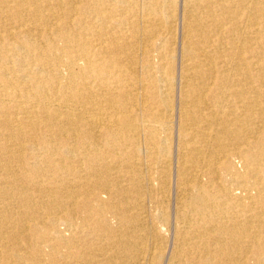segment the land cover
I'll list each match as a JSON object with an SVG mask.
<instances>
[{
  "label": "bare ground",
  "instance_id": "1",
  "mask_svg": "<svg viewBox=\"0 0 264 264\" xmlns=\"http://www.w3.org/2000/svg\"><path fill=\"white\" fill-rule=\"evenodd\" d=\"M181 1L0 0V264L159 258L178 38L166 264H264V0Z\"/></svg>",
  "mask_w": 264,
  "mask_h": 264
},
{
  "label": "rangeland",
  "instance_id": "2",
  "mask_svg": "<svg viewBox=\"0 0 264 264\" xmlns=\"http://www.w3.org/2000/svg\"><path fill=\"white\" fill-rule=\"evenodd\" d=\"M176 3H177V11H176V13H177V16L179 18L177 23L180 26L179 20H180L181 13H182V7H183L182 3L183 2L181 0H176ZM178 34H179V28H178ZM177 44L180 45V46H178ZM172 48H173V52H174V58L172 59V62L174 63V64L172 63V65H174V66H172V67H173V74L175 73L174 76H173V92H175V93H173L174 97L172 99V115L170 117V122H171L170 126L171 127H170V130H169L170 132L168 134L170 136H168V138H167L168 147H167L166 152H165L166 166H167V170H166L167 173L166 174H167V180H168L167 181V192H166L167 197H166L165 203L163 205H161V207H160V210L163 211L165 213V215L167 213L168 214L166 216L165 227H163L164 230H162V227H161V230H160L162 232L161 233V241L159 242L161 248L159 249L160 251H157L155 253V254L158 253L156 256H158L159 254H160V256H159V258L155 257L153 264H159L160 262H162L160 264H166L167 263L168 254L171 251V248H172V245H173V239H174V231H173L174 227H173V225H174L175 217H176V214H177L176 198L178 196L177 194L179 193L178 184L180 183L179 178H178L179 176H178L177 173H178V171L180 169V164L179 163H180V160H181V154L179 155L180 157H178V154H179L178 152H179V149H180V153H181V149L183 147L182 146L183 138H181L182 135H181V133H180V131H179V129H178V127L176 125H177V122L180 120V118H182L181 117L182 116V111H179V110H182V108H181V105L179 104L180 101L178 99V88H179V86L181 84V81H182L180 75H181V72L183 70L182 69L183 68V60H181V58L179 57L181 52H182V45L179 42V38L172 45ZM179 59L181 60V62H180ZM176 73L179 74V78L177 77L178 74H176ZM177 78L179 79V81H178ZM172 122H173V124H172ZM201 126H202V124H201ZM177 144H179V145H177ZM168 168H170V169H168ZM169 184H170V186H169ZM170 191H171V193H170ZM187 199H190L192 201L196 200L194 195H192L191 193L189 194ZM162 206H164L165 209ZM152 210L153 209H151V211ZM157 210L152 211V212L148 211L149 224H151L153 222H156V219L153 218V215L156 214ZM174 210H175V212H174ZM167 221H168V224H167ZM162 236H164L163 239H162ZM150 237H148V238H150L153 241V243H154V240L152 239V236H150ZM150 239H148L149 243L152 242ZM162 250H164V251H162ZM163 257H165V258H163Z\"/></svg>",
  "mask_w": 264,
  "mask_h": 264
}]
</instances>
